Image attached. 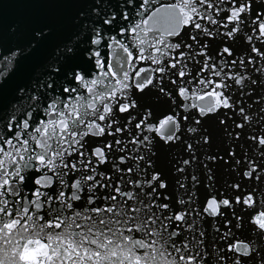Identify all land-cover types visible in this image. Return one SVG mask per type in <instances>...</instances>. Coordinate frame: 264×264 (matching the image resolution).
<instances>
[{
	"label": "snow or ice",
	"instance_id": "6c2138e0",
	"mask_svg": "<svg viewBox=\"0 0 264 264\" xmlns=\"http://www.w3.org/2000/svg\"><path fill=\"white\" fill-rule=\"evenodd\" d=\"M62 2L78 5L81 0ZM155 2L124 0L119 21L115 11L103 12L107 0H92L90 9L79 8L72 17L73 30L54 49L55 62L43 65L40 74L34 72L27 89H16L18 98L28 95L31 104L26 109L20 104L5 108L4 92L23 62L37 52L53 30L45 26L33 31L25 44L8 54L0 51V121L6 131L13 133L8 139L0 133V264H264V202L254 191H244L240 182L231 185L237 192L235 196L218 199L212 195L206 199L203 214L224 217L230 212L236 220L223 233L227 244L208 245L204 239L206 229L199 219L202 213L192 206L196 198L193 188L199 178L192 172L193 188H189L186 173L200 159L197 152L211 147L213 135L205 118L222 109L228 110L224 115L232 113L240 118L239 122L233 121L231 131L224 127L228 137L238 141L243 135L252 151L264 158V95H252L254 86L264 88V65L257 66L264 60V47L252 42L255 38L264 45V0H199V4L197 0H178L166 9L154 10L150 4ZM128 7H133V15L140 17L139 21L129 17ZM201 7L206 10L202 12ZM221 12L226 13L222 19ZM201 20L227 29L223 33L215 29L225 42L245 39L250 45L247 61L243 54H235L230 45L216 53L223 59L214 60L207 51V41L202 43L191 34L199 30L203 36L215 38L214 30L201 24ZM121 21L128 24L110 35L109 29ZM184 27L190 28L187 35L200 48L192 54L181 51L172 56L181 48V41L171 43L169 38L180 36ZM141 32L145 38H140ZM125 33L138 39V45L133 44V49H139L136 54L129 47L132 41L125 43ZM149 33L153 34L151 41L146 39ZM146 48L154 51L145 55ZM186 55L187 60L178 68ZM170 56L176 63H165ZM196 56L204 57L203 62L196 63H202L200 72H209V77L197 81L203 85L198 91L190 93L187 87L178 86L176 96L187 103L176 105L173 91L162 85L164 73L176 69L181 83H191L183 78L190 75L188 62ZM78 59L91 62L99 71L90 78ZM141 61L162 67L137 68ZM238 61L239 70L232 72ZM225 67L229 72H225ZM153 73L161 75L156 77ZM57 75L66 85L62 94L54 96L43 109L51 119L41 120L40 126L30 124L32 112L41 106L36 103L41 100L40 91L55 92ZM228 80L239 86V98L233 99L228 92L232 87ZM171 83L177 81L173 79ZM73 85H80L86 94ZM245 96L251 104L243 100ZM146 97H153V103H141ZM154 104L167 105V109L157 114ZM253 105H258L255 110ZM184 108H194L196 112L182 114L178 109ZM9 109L10 114H6ZM18 113L23 118H18ZM119 114H126L123 125L117 118ZM216 119L225 125L219 116ZM133 121L136 131L123 137ZM29 128L33 131L29 132ZM188 134L192 139H183ZM108 136L112 140H107ZM86 137L104 138L102 146L88 147ZM181 142L188 158L170 155ZM237 147L242 146L230 145L227 155L234 158L236 165L244 161L243 177L253 184L264 183V159L257 161L247 152L238 157ZM162 153L170 158L162 159ZM73 156L75 159L69 158ZM206 159L228 163L224 156L207 155ZM162 164H168L177 176L174 194L168 192L170 185L160 170ZM103 165L113 169L115 176L107 175ZM203 167L207 186H211L212 169L207 163ZM30 170L40 175H26ZM28 181L39 186L31 190V198ZM53 183L59 189L58 195L41 191ZM146 188L150 191L145 192ZM82 198L85 203L74 208V202ZM54 199L59 207H53ZM97 200L106 203L97 205ZM248 209H252L247 221L249 235L232 239V228L244 227L238 211Z\"/></svg>",
	"mask_w": 264,
	"mask_h": 264
},
{
	"label": "water",
	"instance_id": "95a60500",
	"mask_svg": "<svg viewBox=\"0 0 264 264\" xmlns=\"http://www.w3.org/2000/svg\"><path fill=\"white\" fill-rule=\"evenodd\" d=\"M124 2V0H107V7L103 9V12H111L115 11L117 13V20H120V12L121 8L120 5ZM178 0H156L155 3L150 4V7L152 9H166L168 6L177 3ZM136 3H139V0H136ZM197 4H199V0H197ZM92 6V0H81V2L77 4H70V3H63L62 0H0V51H2L4 54H8L10 51L15 50L18 46H22L27 42V38L30 37L31 33L35 30H38L40 28H44L45 26L51 28L52 34L48 39H46L44 42H42V45L37 50L35 54L28 57L23 62V67L21 70L17 71L16 74L12 77L7 89L4 92L3 95V105L5 108H9L10 105H16L20 104L23 105V108H28V106L31 104V101L29 100L28 95L26 94L23 99H20L17 97L16 89L18 87L24 86L26 89L29 87V81L33 77V73L40 74L43 69V65L55 62V56H54V49H56L57 45L62 44L71 31L73 30L72 26V17L75 15L76 11L79 10V8L83 7L85 10L90 9ZM221 7H226V5H221ZM200 10L203 12L205 11V7H201ZM127 11L129 13V17L133 20L139 21L140 17H135L133 15V7H128ZM212 11V10H209ZM215 15V13H213ZM226 13L221 12L219 14V18L222 19ZM145 17L148 15V13L144 14ZM155 19V18H154ZM201 24H207V26L211 29H213V36L215 38H208L206 36H203L199 33V30H196V32L191 33L192 35H197L198 39H201V42L207 41L208 43V49L207 51L209 54L213 55L214 60H220L223 59L222 57H219L216 55L220 49L224 46H231V48L234 50V53L239 55L243 54L245 60L247 61V50L249 49L250 45L249 43L243 39V38H233L232 40H228L225 42V38L221 35H217L215 29L219 28V31L221 33L226 32L227 29L220 28L219 25H212L208 23L207 20H201L199 21ZM126 24H128V21H121L118 26H114L109 29L110 35H115L120 27H124ZM152 25V21H149V26ZM190 32L189 27H184L181 31L180 36L178 37H171L169 38L171 43H175L177 41H181V48L178 49L176 52L172 53V56L179 55V52L183 51L187 54H192L194 51L200 48V44H197L195 41L191 40L189 36L187 35ZM152 33H149L146 37L147 40L151 41L152 39ZM239 37V34H237ZM120 39L121 37H117ZM140 38H145L144 33H140ZM125 40V43H128L130 40L132 43L129 44L130 49L134 51V54L138 52V48L133 49V44L139 43L138 39L132 36H129L127 33H125V36L123 37ZM256 44L257 47H264V45H261L260 41L256 40L255 38L252 41ZM184 44H193L192 49H185L183 47ZM86 46V45H85ZM148 51H154V49L146 48L145 55H147ZM105 52H107V49H105ZM105 52L101 53V56H105ZM233 57H228V60H231ZM169 60H171V63H176L174 59H171L170 57L165 58V63H167ZM184 60H187V55L181 60V63L177 65L179 68ZM204 57L202 56H196L195 60L188 62V70L190 72V75H186L183 79L184 81H191V83H181L180 78L178 75H176L177 70L171 69L170 71H167L164 73V79L162 81V85L166 88V90L173 91V95L175 97V104L180 105L187 103L186 101L182 100L178 96H176V89L179 87H187L189 89V92L198 91L199 88H203V85H198L197 81L200 79H204L205 77H209V72L203 71L200 72V69L202 68V63H196V61L203 62ZM77 62L81 63V66L88 70L89 77L92 78L93 74L97 73L99 70L91 63L87 62L85 63L83 60L78 59ZM105 62L107 63V57L105 56ZM211 63V61L209 62ZM264 65V60H260L257 66ZM162 67V65L153 64L151 61H141L137 64V68H159ZM239 70V61L237 62V65L232 66L231 71L235 72ZM251 66L248 67V71H251ZM225 72H229V68L225 67ZM199 73V74H198ZM132 75H135V73H132ZM144 75H147L145 73ZM154 76L159 77L160 73H153ZM213 80H218L216 76L210 77ZM175 79L177 81L176 84L171 83V81ZM227 83L232 85L231 88L228 89V92L232 94L233 99L239 98L241 93L238 90L239 86L235 85V83L232 80H228ZM247 83V81H245ZM66 85V81L61 78V75L55 76V83L53 85L55 92H51L49 89H44L40 91V97L41 100L36 101L37 104H40L41 106L36 108L35 111L32 112V119L29 121L30 124H33L35 126H40L39 122L41 120H48L51 119L50 115H46L43 109L47 106L48 103L51 102V99L56 95L62 94V88ZM78 88V90L82 94H86V90L82 89L80 85H73ZM255 91L252 93L253 96L259 98V96L264 95V88L259 87V85L254 86ZM136 90L133 89V92ZM147 91V89L145 90ZM51 93V96L49 95ZM68 94H63V96H67ZM75 95V94H73ZM139 95L143 96V93H140ZM244 101H247L249 104H251V100L249 97L245 96L243 97ZM43 101V103H41ZM141 103H153V97H146L144 101ZM261 103H264V101H261ZM62 106V105H61ZM258 105H253V110ZM154 108L156 110V113L159 114L160 111L166 110L167 105H155ZM179 111L183 113H187L189 115L195 114L196 110L193 109H178ZM228 110L222 109L220 113L215 114V116L212 117H206L205 119L209 120V123L207 127L212 132L213 140L211 143V147H205L204 150L198 151L197 156L200 157L199 160H197L196 165H194L190 169H186V173L188 175V181L187 186L189 188H193L192 181H191V173L195 172V174L199 178V184L193 188L196 194V198L193 203V207L197 208L201 211V217L200 223L203 225V227L206 229L205 231V243L208 245H211L213 242H215L217 247H223L225 244L228 243L227 240H224L223 233L228 231V228L231 227L236 223V220L232 217L231 213L224 217H213V216H207L203 214L202 210L205 206L206 199H209L212 195H215L218 199L223 196L225 198L233 197L237 194L236 190H234L231 185L236 182L241 183V188L244 191H254L255 195L259 197V200L264 202V183H257L253 184L252 181L245 179L243 177V170L245 169V163L243 160H241V163L239 165H236L233 162L232 157H229L227 155L228 149L230 145H241L242 147H237L236 152L238 154V157L242 156L244 152H247L249 156H253L257 161L260 159H264L259 157L258 154L254 153L252 149L249 147L248 141L245 140V137L241 135L240 139L238 141H234L230 139L226 132H224V127H228L229 131H231V128L233 127V121L239 122L240 118L238 115L229 113V115H224V113ZM6 114H10L9 112ZM126 114H119L118 119L120 120V125H123L125 123V120L123 117ZM216 116H219L221 119L225 121V125H221L219 123V120L216 119ZM18 118H23L22 113H18ZM155 118V117H153ZM139 119V117H137ZM136 121H133L132 124L128 125V129L126 132H124L122 135L123 137H128L129 132H134L136 129L134 128V124ZM119 125H114V127H118ZM29 132H32L33 129L29 128ZM237 131H240V129H237ZM0 133H3L4 138L8 139L10 138L13 133L8 132L5 130L4 123L0 121ZM86 141L88 142V147L93 146H102L103 139L99 137H86ZM183 139H192V135L188 134ZM107 140H112L111 136L107 137ZM129 147H134V145L129 144ZM116 155V154H114ZM162 156V159L167 160L170 158L169 154L162 153L160 154ZM171 156H180L183 155L184 158H188V153L183 152V145L182 142L175 145V150L173 153L170 154ZM207 155H216L224 156L225 160L228 161V163H225L224 160L217 159L216 161H209L206 159ZM70 159H75V156L69 157ZM83 159V158H81ZM111 162V160H110ZM143 162H141L142 164ZM207 163L208 167L212 169V176H213V182L211 186L208 185L207 181V173L206 170L203 167V164ZM102 168L104 169L105 173L107 175L115 176V172L113 169H111L108 165H103ZM161 171L164 173V177L166 181L169 183L170 187L168 189V192L175 193V189L177 187L176 185V179L177 176L173 174V171L171 170L170 166L168 164H162L161 165ZM28 176H39V172L33 173L31 170L26 173ZM51 175V173H49ZM39 187L38 185H35L33 181L27 182V189L29 192V198H31V190L34 188ZM53 189H56V191H53ZM41 191H47L50 195L55 197L58 195L59 189L57 188L56 184L53 183L51 188L47 189H41ZM105 191H108V189H105ZM138 191V190H137ZM150 191V189H145V192ZM183 191V190H181ZM162 199V198H161ZM84 199L82 198L79 202H74V208L79 205H83ZM102 202L100 200H97L96 204L100 205ZM173 204H175V201H172ZM96 205H92V207H95ZM53 207H59V204L56 203L55 199L53 200ZM237 209H239V206H237ZM153 211H156L154 208ZM222 211H224L222 209ZM252 211V209H248L244 212H239L238 215L242 216L243 219L241 220V224L244 225V227L240 229L232 228V231L235 233V236L232 239H245L246 236L249 235L248 233V227L250 225L247 224L248 221V214ZM43 215V213H41ZM194 218H195V214ZM230 221V223H226ZM80 222V221H78ZM74 230L79 231V229H75V226H73ZM219 229L217 232L215 229ZM51 231V230H49ZM59 231V230H57Z\"/></svg>",
	"mask_w": 264,
	"mask_h": 264
}]
</instances>
